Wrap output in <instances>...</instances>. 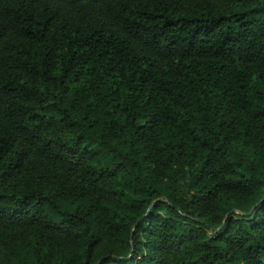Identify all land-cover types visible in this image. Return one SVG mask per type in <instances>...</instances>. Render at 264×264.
I'll return each mask as SVG.
<instances>
[{"label":"trees","instance_id":"obj_1","mask_svg":"<svg viewBox=\"0 0 264 264\" xmlns=\"http://www.w3.org/2000/svg\"><path fill=\"white\" fill-rule=\"evenodd\" d=\"M0 264H264V0H0Z\"/></svg>","mask_w":264,"mask_h":264}]
</instances>
